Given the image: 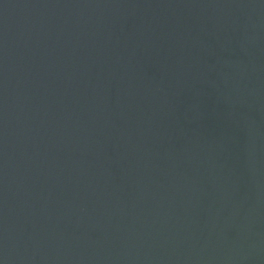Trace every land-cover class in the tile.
<instances>
[{"label":"water","instance_id":"water-1","mask_svg":"<svg viewBox=\"0 0 264 264\" xmlns=\"http://www.w3.org/2000/svg\"><path fill=\"white\" fill-rule=\"evenodd\" d=\"M0 264H264V0H0Z\"/></svg>","mask_w":264,"mask_h":264}]
</instances>
